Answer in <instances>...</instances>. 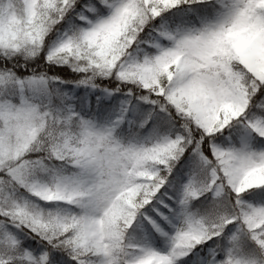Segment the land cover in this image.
<instances>
[{
	"label": "snow or ice",
	"instance_id": "1",
	"mask_svg": "<svg viewBox=\"0 0 264 264\" xmlns=\"http://www.w3.org/2000/svg\"><path fill=\"white\" fill-rule=\"evenodd\" d=\"M0 264H264V0H0Z\"/></svg>",
	"mask_w": 264,
	"mask_h": 264
}]
</instances>
